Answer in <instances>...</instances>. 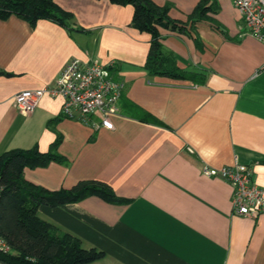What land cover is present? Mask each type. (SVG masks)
<instances>
[{
	"label": "crops",
	"instance_id": "0c3cea01",
	"mask_svg": "<svg viewBox=\"0 0 264 264\" xmlns=\"http://www.w3.org/2000/svg\"><path fill=\"white\" fill-rule=\"evenodd\" d=\"M55 1L68 24L0 18V153L47 152L60 138L64 160L26 167V180L51 191L101 180L124 201L92 195L38 215L102 252L87 264H264V211L235 214L232 185L202 173L244 164L264 187V42L234 0H153L186 23L156 26L164 52L205 73L202 83L145 69L151 35L131 25L133 5ZM202 2L211 10L193 23ZM74 58L111 63L124 83L112 129L62 115V96L44 95L29 114L16 107L19 92L53 84Z\"/></svg>",
	"mask_w": 264,
	"mask_h": 264
},
{
	"label": "trees",
	"instance_id": "16d2710c",
	"mask_svg": "<svg viewBox=\"0 0 264 264\" xmlns=\"http://www.w3.org/2000/svg\"><path fill=\"white\" fill-rule=\"evenodd\" d=\"M113 3L133 5L131 25L151 35L145 69L157 76L187 79L195 83L205 81V73L181 68L172 54L163 50L158 24L184 29L186 23L169 18L170 6L159 5L153 0H111ZM200 3L192 18L193 23L207 17L211 7ZM12 14L36 24L40 19L68 24L72 17L55 0H0V18ZM63 115V114H62ZM57 119L49 121L52 123ZM60 138L52 143L47 152L37 147L11 149L0 153V235L11 247L10 252L0 251V261L5 264H87L102 256L96 249H86L80 240L42 219L37 211L41 205L58 206L77 202L97 195L113 202L122 203L112 188L101 180H84L69 189L56 191L35 185L24 177L26 167H44L51 161L61 162L64 157L56 151Z\"/></svg>",
	"mask_w": 264,
	"mask_h": 264
},
{
	"label": "built area",
	"instance_id": "2783aa9c",
	"mask_svg": "<svg viewBox=\"0 0 264 264\" xmlns=\"http://www.w3.org/2000/svg\"><path fill=\"white\" fill-rule=\"evenodd\" d=\"M246 27L264 42V0H234ZM111 63H90L74 58L66 64L59 77L43 88L19 92L14 103L23 114L36 108L44 95L62 96L65 103L62 114L76 118L94 127L112 129L111 115L116 110L123 93L124 83L114 79ZM99 115L100 120H93ZM202 173L208 177L227 180L233 187V212L241 216L257 217L264 211V187L254 180L253 169L236 163L220 168L203 166ZM0 251L10 252L11 247L0 235ZM0 264H5L0 261Z\"/></svg>",
	"mask_w": 264,
	"mask_h": 264
}]
</instances>
